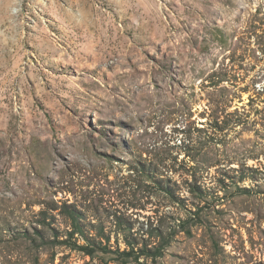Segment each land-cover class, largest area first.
<instances>
[{
    "label": "rangeland",
    "instance_id": "1",
    "mask_svg": "<svg viewBox=\"0 0 264 264\" xmlns=\"http://www.w3.org/2000/svg\"><path fill=\"white\" fill-rule=\"evenodd\" d=\"M0 264H264V0H0Z\"/></svg>",
    "mask_w": 264,
    "mask_h": 264
},
{
    "label": "trees",
    "instance_id": "2",
    "mask_svg": "<svg viewBox=\"0 0 264 264\" xmlns=\"http://www.w3.org/2000/svg\"><path fill=\"white\" fill-rule=\"evenodd\" d=\"M198 189H200V188H198ZM191 191H193L191 193H197V190H195V189H193ZM75 223H76V221H75ZM180 227H181L180 229H183V230L186 229V227H183V226H180ZM77 230H82V229L78 228V226L75 227V230L70 235V237H73L76 234L75 232ZM156 232H158V230H156ZM174 233H176V230L174 231ZM149 234L151 236H155L159 240V245L157 244L156 248L154 249L155 254L152 256H155V257L156 256H162L163 250L169 244V242L165 241L166 237H162L161 233L156 235L155 233L151 232ZM73 249L81 251L84 254H86L88 257H91V258H95V253L97 252L95 247H93V246H89L87 248H81V247H78L77 245H75V247H73ZM106 252H107V250H106ZM151 253H152L151 250H149V248L147 246H146V248L145 247L136 248L135 246H133V247H130L129 251H123V252L118 251L120 259L123 258V259H125V261L132 259V258L135 260H139L142 257H150Z\"/></svg>",
    "mask_w": 264,
    "mask_h": 264
}]
</instances>
